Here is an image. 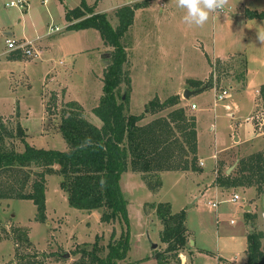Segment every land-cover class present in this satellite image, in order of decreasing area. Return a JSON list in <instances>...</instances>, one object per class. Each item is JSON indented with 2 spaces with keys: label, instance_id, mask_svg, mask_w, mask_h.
Returning <instances> with one entry per match:
<instances>
[{
  "label": "rangeland",
  "instance_id": "374dc122",
  "mask_svg": "<svg viewBox=\"0 0 264 264\" xmlns=\"http://www.w3.org/2000/svg\"><path fill=\"white\" fill-rule=\"evenodd\" d=\"M9 1L0 0V119L13 134L6 137L5 144L17 151L24 149L20 125L29 144L65 150L59 124L68 102L77 101L89 122L101 124L92 109L102 94L107 66L101 62L102 55L108 53L105 58H109L111 49L95 28H65L69 23L65 10L80 0H24L22 8L9 6ZM86 1L93 5L96 0ZM128 1L97 3L102 10L110 9L107 19L115 27L116 7L141 0ZM222 8L224 11L210 12L208 21L198 26L185 22L186 9L179 7L178 0H153L136 9L133 24L121 39L130 78L128 112L145 114L139 121L144 124L183 106L196 118L198 165L203 168L202 172L159 173L162 186L157 192L148 189L140 173L128 168L121 175L130 244L124 261L130 264H157L154 251L164 249L159 238L162 225L150 206L152 202H169L173 212L186 211V227L195 241L188 245L195 246L194 264H218L220 256L223 262L246 264V234L263 228L264 194L258 195L253 187L220 188L215 179L218 170L231 173L238 157L264 150V42L259 40L257 29L264 26V17L248 18L245 13L246 9L264 12V0H224ZM260 31L264 33V27ZM143 37L147 44L139 40ZM7 38L36 40L43 54L40 58L23 53L21 59L11 58ZM136 44H143V48ZM187 77L204 78L201 90L185 100L188 105L181 102L184 89L190 87ZM125 87L123 82L119 95ZM223 89L228 95L217 100ZM178 90V104L154 114L147 112L151 99L164 101ZM191 103L197 109L191 108ZM60 179L59 174L46 175V222L34 219L36 207L31 200L0 198V235L3 228L9 232L17 226L27 228L32 241L29 252L46 254L45 264H71L79 256L72 251L82 242H92L95 235H101L100 244L105 246L112 231L115 238L127 231L121 218L101 222V209L69 206L59 187ZM234 193L240 199L232 200ZM248 204L256 215L249 222L244 218ZM0 264H18L12 239L0 241Z\"/></svg>",
  "mask_w": 264,
  "mask_h": 264
},
{
  "label": "trees",
  "instance_id": "16d2710c",
  "mask_svg": "<svg viewBox=\"0 0 264 264\" xmlns=\"http://www.w3.org/2000/svg\"><path fill=\"white\" fill-rule=\"evenodd\" d=\"M97 1L89 5L86 0H80L74 8L66 9L64 17L69 22L65 26L67 30L95 28L111 49L110 63L103 74L102 94L92 109L101 124L89 122L81 105L70 101L61 112L59 124L67 145L65 150L29 144L24 140L25 130L18 125L24 149L17 151L6 146V137L13 134L0 119V198L31 200L36 207L34 219L46 222V175L59 174V187L65 192L69 206L87 211L101 209V222L121 218L127 226L119 238L112 231L105 246L100 244L101 235H95L92 242H82L72 251L79 256L71 264H130L124 261L130 244L127 201L119 183L121 175L128 168L140 173L148 189L157 192L162 186L159 173L202 172L203 168L198 165L196 118L183 106L174 107L165 116L144 124L139 121L145 114H132L127 109L130 78L125 69L127 53L121 39L133 23L135 9L149 4L148 0L117 7L115 27L105 12L94 11ZM245 13L248 18L264 17V12L255 10L246 9ZM9 56L21 59L22 52L14 51ZM123 82L127 87L119 95ZM188 83L193 88H201L203 84L198 79H188ZM261 90L264 92V85ZM179 101L177 94L164 101L153 98L146 105L147 112L154 114ZM215 183L220 188L253 187L258 195L264 194V150L238 157L231 173L218 170ZM150 206L162 225L159 238L165 244L164 249L154 251L157 264H180L179 254L189 247L190 240L186 211L173 212L169 202H152ZM255 217L244 211L246 221ZM1 232L0 241L3 238L14 241L18 264H45L46 254L29 252L32 241L27 228L17 226L10 232L3 228ZM262 236V231L254 229L247 233L246 264H264Z\"/></svg>",
  "mask_w": 264,
  "mask_h": 264
},
{
  "label": "clouds",
  "instance_id": "9594fccd",
  "mask_svg": "<svg viewBox=\"0 0 264 264\" xmlns=\"http://www.w3.org/2000/svg\"><path fill=\"white\" fill-rule=\"evenodd\" d=\"M224 0H178V5L186 9L184 20L188 24L201 26L209 19L210 12H214L223 7ZM258 26L259 40L264 42V33L260 31Z\"/></svg>",
  "mask_w": 264,
  "mask_h": 264
},
{
  "label": "built area",
  "instance_id": "2783aa9c",
  "mask_svg": "<svg viewBox=\"0 0 264 264\" xmlns=\"http://www.w3.org/2000/svg\"><path fill=\"white\" fill-rule=\"evenodd\" d=\"M46 1V0H45ZM44 1V2H45ZM9 6H18L20 8L24 7L25 5V1L24 0H10L8 2ZM222 11L221 9H218ZM34 42L33 41H23V42H16L14 39L11 38H7L6 39V47H7V51H21L23 54H26L29 57L32 58H39L41 57L42 54V50L41 47L39 46H33ZM228 95V92L226 89L221 90L218 94H217V100H223L226 96ZM216 104V102H215ZM191 108H195L196 105L194 103H192ZM202 164V162H201ZM240 199L239 195L234 193L232 200H238ZM212 206L216 207V203L212 202L211 203ZM261 220H262V224H263V228H262V233H263V237H264V210L261 212Z\"/></svg>",
  "mask_w": 264,
  "mask_h": 264
},
{
  "label": "crops",
  "instance_id": "0c3cea01",
  "mask_svg": "<svg viewBox=\"0 0 264 264\" xmlns=\"http://www.w3.org/2000/svg\"><path fill=\"white\" fill-rule=\"evenodd\" d=\"M44 1H45V0H43V2H44ZM46 1H47V0H46ZM46 1H45V2H46ZM127 1H128V0H127ZM129 1H130V0H129ZM129 1H128V2H129ZM45 2H44V3H45ZM86 2H87V1H86ZM152 2H153V0H148V3H149V4H151ZM87 3H88V2H87ZM161 3H162V2H161ZM120 4H125V3H120ZM161 5H162V4H161ZM119 6H120V5H118L117 7H119ZM24 7H25V5H24ZM117 7H116V8H117ZM67 9H68V8H67ZM111 9H112V8H111ZM65 11H66V10H65ZM94 11H95V12H105V13L107 14V12L110 11V9H108V10H102V9L99 8V4L97 3L96 6H95V8H94ZM135 11H136V9H135ZM135 11H134V13H135ZM220 11H221V10H220ZM222 11H224L223 8H222ZM255 11H257V10H255ZM257 12H258V11H257ZM133 21H134V17H133ZM132 24H133V23H132ZM132 24H131V25H132ZM130 27H131V26H130ZM130 27H129V28H130ZM129 28H128V29H129ZM146 32H147V31L145 30V31H144V36H145V38H146V35H147ZM8 34H10V33H8ZM139 40H140L141 42H143V44H144V43L147 44V41H146V42L144 41V37H143V38H140ZM29 41H33V42H34V45H36V44H35L36 40H29ZM143 44H136V45H137V47H139V48H143ZM36 46H37V45H36ZM6 50H7V49H6ZM41 50H42V54H43V51H44V50H43V47L41 48ZM42 54H41V56H42ZM39 58H40V57H39ZM187 78H189V79H198V80L203 81L204 78H205V76H204V78H203V77H200V78L187 77ZM182 88H183V87H182ZM182 88H180V89L182 90ZM186 88H192V87H186ZM181 90H180V91H181ZM180 91L178 90V91L176 92V94H180ZM185 100H186V99H182V98H181V102H182V103L184 102L186 105H188L187 102H186ZM184 103H183V104H184ZM191 104H192V103H191ZM193 109H197V105H196V107L193 108ZM197 151H198V143H197ZM198 157H199V155H198ZM201 162H202V161H201ZM215 187H217V186H215ZM250 203H251V202H250ZM251 204H252V203H251ZM251 204H248V205H246V206H249V207H250V209H249V212H250V213L255 214V213H254L255 211L252 210ZM252 205H253V204H252ZM246 206H245V208H246ZM244 211H246V210L244 209ZM47 217H48V215H47ZM255 219H256V217H255ZM48 223H49V222H48ZM246 224H247V222H246ZM247 225H248V224H247ZM260 231H262V230H260ZM246 236H247V234H246ZM189 237H190L189 239H190L191 241H193V239L191 238L190 235H189ZM262 237H263V236H262ZM263 238H264V237H263ZM246 239H247V237H246ZM190 240H189V241H190ZM192 244H195V241H193ZM194 247H195V246L193 245V246H191V247L185 249V254H184V255L182 254L183 251L180 252V254H179V256H180V262H181L180 264H194V260H195V259L193 260L192 255H193V257L195 256V258H196V256H197V255L195 254V250L193 249ZM263 247H264V246H263ZM200 249H201V248H200ZM246 249H247V248H246ZM262 250H263V252H264V249H262ZM198 252H199V250H198ZM220 258H222V257L220 256V257L218 258V264H224V263H225V264H232V263H233V264H240V263H236V262H232V261H227V260L223 262V260H220ZM246 258H247V252H246V254H245L244 262H246ZM224 260H225V259H224Z\"/></svg>",
  "mask_w": 264,
  "mask_h": 264
},
{
  "label": "water",
  "instance_id": "95a60500",
  "mask_svg": "<svg viewBox=\"0 0 264 264\" xmlns=\"http://www.w3.org/2000/svg\"><path fill=\"white\" fill-rule=\"evenodd\" d=\"M107 54H108V53L102 55V57H104V58L101 60L102 64H106V65H108V64L110 63V59H109V58H105ZM200 90H201V88H195V89L185 88L184 91H183V93H182V96H183L185 99H188L191 95H194V94L198 93ZM236 162H237V161H236ZM236 162L234 163V165L236 164ZM234 165H233V166H234ZM249 209H250V207H249V206H246L245 210H246V211H249ZM190 242L193 243V241H191V240H190ZM151 247H152V248H155V247H156V244H155V243H152V244H151ZM65 256H68V253H67V252H65Z\"/></svg>",
  "mask_w": 264,
  "mask_h": 264
}]
</instances>
